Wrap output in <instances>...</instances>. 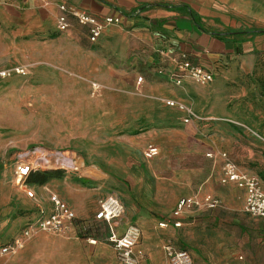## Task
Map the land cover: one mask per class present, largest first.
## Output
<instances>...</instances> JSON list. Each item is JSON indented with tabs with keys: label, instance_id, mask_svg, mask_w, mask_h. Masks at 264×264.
<instances>
[{
	"label": "rangeland",
	"instance_id": "rangeland-1",
	"mask_svg": "<svg viewBox=\"0 0 264 264\" xmlns=\"http://www.w3.org/2000/svg\"><path fill=\"white\" fill-rule=\"evenodd\" d=\"M254 7L260 18L249 17L240 28L264 29V0ZM239 58L225 87L231 93H226V115L238 125L217 112V118L196 126L181 124L148 88L156 76L166 78L163 64L153 61L112 66L114 60L104 57L107 65L96 64L90 71L70 65L37 67L30 76L0 83V221L17 217L2 209L8 195L4 189L25 190L28 184L18 186L14 170L19 161H29L39 169L63 170L58 180L47 181L53 187L59 181L77 182L101 192L97 203L106 196L118 198L124 217L128 210L147 217L150 224L142 233L154 250L162 251L170 241L190 250L193 264H234L239 254L245 264H264V219L246 213L240 193L219 183L217 151L209 139L229 137L231 157L264 183V49ZM139 76L145 83L138 88L134 80ZM147 142L160 146V154L149 160L143 157ZM84 168L96 178L85 177ZM203 183L220 205L194 213L178 229L158 231L155 217ZM15 202L13 195L8 207ZM87 230L101 238L104 234L96 225ZM72 233L84 236L78 227L66 234L40 232L19 253L0 256V264H117L104 244L81 253H57L55 246Z\"/></svg>",
	"mask_w": 264,
	"mask_h": 264
},
{
	"label": "crops",
	"instance_id": "crops-1",
	"mask_svg": "<svg viewBox=\"0 0 264 264\" xmlns=\"http://www.w3.org/2000/svg\"><path fill=\"white\" fill-rule=\"evenodd\" d=\"M49 1L78 6L98 18L106 15L118 16L121 22L104 28L97 42L92 43L88 39L87 27L79 25L73 19H71V27L66 31H58L56 29L57 9L54 5L43 7L42 0H0V69L24 66L27 68L25 75L30 76L36 71L37 67L40 70L50 66L70 65L80 66L83 69L85 68L86 71H90L96 64L107 65L106 62H103L104 57L114 60L112 66H123L128 63L137 65L144 60L151 61V63L153 61L154 65L163 64L165 68L163 75L166 78L161 75L156 76L155 79H151V85H148V88L151 94L156 96L165 107L177 114L181 124H195L196 126L197 123H204L206 120L217 118L214 116L216 112L222 114V119L225 121L239 124V122L231 120L226 115L228 113L227 94L231 96V93H228L225 87L229 80H232L233 72L239 66L240 56L254 53L260 48L264 49V34L238 38L231 31L243 30V27L240 28V26L249 17L260 18L254 11L257 0ZM236 47L240 48L241 53L235 51ZM179 51H186L188 59L192 63L211 68L214 72L213 81L207 83V85H200L189 78H184L181 85H175L171 82L170 73L175 70L172 58ZM240 66L244 70L247 68L242 67V64ZM25 75H14L0 81V83L2 85L11 81L12 78ZM134 83L136 87H142L145 79L143 78L140 84H137L136 80H134ZM162 99H174L184 102L204 119L184 123L182 121L184 113L174 107L165 105ZM209 139L212 145L211 150L226 151L229 157L237 163L230 155L229 146L232 143L229 137H217L216 135L215 139ZM149 144L158 146L160 154V146L157 143L147 142L144 148ZM218 163V180L221 183L222 161L219 156ZM82 173L85 177L96 178V174L91 169L84 168ZM50 179L58 180V178ZM262 184L264 188V183L262 182ZM204 185L205 183L199 184L192 192L178 196L166 213L157 215L155 217L156 229L164 233V231L175 230L182 226L174 227L170 222L174 220L172 211L179 198L194 193H200L201 195L210 193L216 197ZM226 185L234 189L235 192L240 193L244 203L243 191L232 184ZM27 187L34 191V198H29L25 190L18 191L13 187L4 189L7 190L8 195L7 199L4 200L5 204L2 209L8 210L5 213L6 215L10 214L11 211L15 212L17 217L12 221L9 218L0 221V235L4 234L3 239L0 240V245L17 235L37 213L39 207H43L49 212L52 207L49 195L53 193L74 211L78 225H85L87 229H91L96 225L104 231L102 238L86 233L97 240L93 245L89 244L84 236L78 238L72 233L71 239H67L65 242L59 241L55 246L56 252L81 253L82 248L91 250L97 248L100 244H104L106 250L113 254L117 264H119L114 249L107 242L109 234L107 224L103 220L95 218L99 209L96 200L98 195L101 194L100 191L85 188L77 182L65 181H59L55 187H53L51 181L41 185L28 184ZM13 195L15 196L16 205L20 208L18 213L15 211L17 206L8 207ZM203 211L207 210L187 212L181 216L180 220L183 224L187 217ZM133 218H135V221L132 220ZM162 221H167L168 226L160 227L159 223ZM128 223L136 224L141 230L140 240L136 246V250H141L139 248L141 245L144 251L145 256L141 264H167L168 261L163 248V253L161 250H154L148 239L145 238V233H142V229L145 230L150 224V220L140 213H132L128 210V216L124 217L123 215L117 223H114L113 229L117 234H121ZM142 238L143 240L139 245ZM29 241L30 239L25 242L23 248L27 244L34 243ZM45 242L46 240L42 241V243ZM167 243L188 250L175 242L168 241ZM188 251L192 255V252ZM163 257L165 260H163Z\"/></svg>",
	"mask_w": 264,
	"mask_h": 264
},
{
	"label": "built area",
	"instance_id": "built-area-1",
	"mask_svg": "<svg viewBox=\"0 0 264 264\" xmlns=\"http://www.w3.org/2000/svg\"><path fill=\"white\" fill-rule=\"evenodd\" d=\"M54 5L57 9L56 29L58 31H66L71 27V19L75 20L79 25L87 27L88 39L90 42H97L104 28L117 25L121 22L118 16L95 17L87 10L78 6L67 4L64 2H56L42 0V6L47 7ZM175 70L170 73V80L175 85H181L184 78H189L199 84H207L213 81L214 72L202 64H194L188 59L186 51H179L172 58ZM27 68L24 66H14L11 68L0 69V81L6 80L14 75H25ZM143 81V77L137 78V84ZM163 103L169 107H174L178 111L183 112L182 121L188 123L191 121H201L204 118L194 112L184 102L174 99H162ZM159 154L158 146L154 144L147 145L143 150L145 159H152ZM220 157L222 184H232L244 193L243 209L246 213L253 217L264 219V188L262 181L254 173L239 167L228 155L226 151H218L216 153ZM215 155V156H216ZM208 157H213L212 152L207 153ZM71 166V164H70ZM41 165L31 163L29 161H19L14 170L15 182L19 181L18 186L22 187V183L29 175L30 171L37 170ZM77 169L76 167H72ZM26 195L34 198V191L24 186ZM49 200L52 204L51 210L47 212L45 208L39 207L37 213L25 224L21 231L8 242L0 245V256L14 255L21 250L26 241L40 232H51L56 234H66L68 231L78 227L84 234L86 241L93 245L96 239L88 236L87 226L78 225L74 211L63 202L56 194L51 193ZM220 205L217 197L210 193L201 195L194 193L190 196L181 197L175 204L172 211L174 220L170 221L174 227H180L182 222L181 216L187 212L194 210H213ZM99 209L95 215L97 220H103L109 229L107 242L115 251L116 259L119 264H141L144 253L136 250V246L140 240L141 230L133 223H128L121 234H117L114 229V223H117L124 215L125 208L123 203L114 196H106L98 201ZM160 227L168 226L167 221L159 223ZM163 251L169 264H193L191 253L182 248H177L171 243L163 245ZM244 256L239 254L234 264H245Z\"/></svg>",
	"mask_w": 264,
	"mask_h": 264
},
{
	"label": "trees",
	"instance_id": "trees-1",
	"mask_svg": "<svg viewBox=\"0 0 264 264\" xmlns=\"http://www.w3.org/2000/svg\"><path fill=\"white\" fill-rule=\"evenodd\" d=\"M231 32H232V34H234L238 38H240V37L244 38L245 36L253 37L256 35L264 34V29L246 28L243 30H233ZM235 51L237 53H241L239 47H236ZM62 175H63V170L61 168L60 169H58V168L57 169L56 168H46V169H39V170H35V171L32 170V171H30L29 175L24 180V183L41 185V184L46 183L50 178H59Z\"/></svg>",
	"mask_w": 264,
	"mask_h": 264
},
{
	"label": "bare ground",
	"instance_id": "bare-ground-1",
	"mask_svg": "<svg viewBox=\"0 0 264 264\" xmlns=\"http://www.w3.org/2000/svg\"><path fill=\"white\" fill-rule=\"evenodd\" d=\"M17 185H19L20 184V182L19 181H17V182H15Z\"/></svg>",
	"mask_w": 264,
	"mask_h": 264
}]
</instances>
